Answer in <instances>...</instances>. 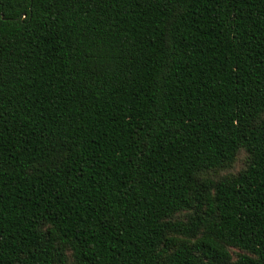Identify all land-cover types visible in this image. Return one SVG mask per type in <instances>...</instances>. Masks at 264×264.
<instances>
[{
  "label": "trees",
  "instance_id": "16d2710c",
  "mask_svg": "<svg viewBox=\"0 0 264 264\" xmlns=\"http://www.w3.org/2000/svg\"><path fill=\"white\" fill-rule=\"evenodd\" d=\"M0 264H264V0H0Z\"/></svg>",
  "mask_w": 264,
  "mask_h": 264
},
{
  "label": "rangeland",
  "instance_id": "374dc122",
  "mask_svg": "<svg viewBox=\"0 0 264 264\" xmlns=\"http://www.w3.org/2000/svg\"><path fill=\"white\" fill-rule=\"evenodd\" d=\"M248 163V154L245 150H241L239 152L237 159L232 167L228 169H222L219 171V175H231L237 174L240 170H242ZM233 256L236 257L239 253L238 249H232Z\"/></svg>",
  "mask_w": 264,
  "mask_h": 264
}]
</instances>
